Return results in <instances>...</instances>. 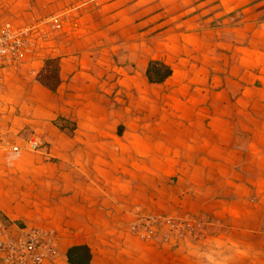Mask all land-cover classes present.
<instances>
[{"label":"crops","instance_id":"0c3cea01","mask_svg":"<svg viewBox=\"0 0 264 264\" xmlns=\"http://www.w3.org/2000/svg\"><path fill=\"white\" fill-rule=\"evenodd\" d=\"M60 14L0 66L7 237L48 235L41 264L77 246L89 264H264V0H0L10 28ZM150 62L170 76L148 82Z\"/></svg>","mask_w":264,"mask_h":264},{"label":"built area","instance_id":"2783aa9c","mask_svg":"<svg viewBox=\"0 0 264 264\" xmlns=\"http://www.w3.org/2000/svg\"><path fill=\"white\" fill-rule=\"evenodd\" d=\"M64 15L40 19L19 28H10L0 19V66L18 65L28 53L33 51L39 33L46 28L60 27ZM44 148L45 144L42 141L32 139L24 150L39 153ZM12 151L17 154L21 150L13 147ZM156 222L166 225L172 235L181 234L188 228L192 231L195 224L192 219L164 218L157 219ZM0 252L5 255L9 264H41L46 257L54 256L56 249L52 246L48 235L34 229H23L19 234L7 237L6 227L0 218Z\"/></svg>","mask_w":264,"mask_h":264},{"label":"trees","instance_id":"16d2710c","mask_svg":"<svg viewBox=\"0 0 264 264\" xmlns=\"http://www.w3.org/2000/svg\"><path fill=\"white\" fill-rule=\"evenodd\" d=\"M57 62L56 59L47 60L46 68L44 67L38 76V82L52 92L56 90L59 83L56 78ZM170 74V68L158 62H150L146 70V78L150 83L163 82ZM66 259L68 264H89L90 251L84 246L71 247L66 252Z\"/></svg>","mask_w":264,"mask_h":264},{"label":"rangeland","instance_id":"374dc122","mask_svg":"<svg viewBox=\"0 0 264 264\" xmlns=\"http://www.w3.org/2000/svg\"><path fill=\"white\" fill-rule=\"evenodd\" d=\"M19 28V27H18ZM190 222V221H189ZM194 222V221H193ZM193 231V230H192ZM192 231H190V228L186 229V231L183 232L185 235H192Z\"/></svg>","mask_w":264,"mask_h":264}]
</instances>
